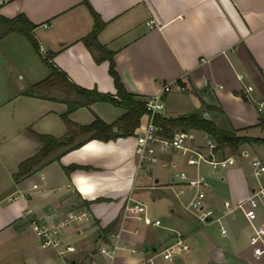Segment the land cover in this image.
Wrapping results in <instances>:
<instances>
[{
    "label": "crops",
    "instance_id": "obj_1",
    "mask_svg": "<svg viewBox=\"0 0 264 264\" xmlns=\"http://www.w3.org/2000/svg\"><path fill=\"white\" fill-rule=\"evenodd\" d=\"M92 11L104 23L97 40L113 52L127 91L145 99L171 83L162 116L198 113L222 129L264 138V110H257V102L264 100V0H3L0 15L24 14L34 24L32 33L42 50L38 54L29 40L10 38L18 32L0 39V77L18 72L14 93L0 100V247L18 253L19 264H89L91 258L106 264L98 248L117 241L121 248L114 263L140 264L180 239L188 249L179 250L172 261L159 258L157 264H264V257L255 259L251 253V227L243 213L225 214L223 206L225 200L236 204L246 199L254 186L264 183V174L256 178L251 167L253 158L264 163V143H244L234 154L228 148L219 151L221 157L233 155L235 163L217 169L207 163L187 165L177 152H167L161 155L162 168L154 172V164L138 166L136 128L132 135L107 141L87 140L88 133H80L73 141L81 142L78 147L63 145L29 174L13 178L18 163L42 146L31 131L55 137L67 131L61 116L67 110L65 102L23 93L50 72L41 56L51 55L52 62L80 86L116 91L108 60L97 62V51L82 41L93 27ZM237 73L243 74L241 80ZM248 84L253 90L246 94ZM123 113L110 102L95 101L69 111L68 118L88 124L96 114L111 123ZM187 132L193 146H202L209 137L200 130ZM71 164L80 167L66 173L64 167ZM178 170L207 175L206 203L218 220L201 224L183 208L175 194L180 186L172 180ZM18 190L26 196L4 200ZM191 194L186 187L182 198ZM129 196L145 204L147 213L161 224L145 225L123 216ZM81 206L88 208L91 221L65 233L64 240L76 247L65 260L42 248L35 236L36 245L24 241L30 219ZM257 222L264 223V199ZM213 224L218 236L206 229ZM110 233L118 234L117 240Z\"/></svg>",
    "mask_w": 264,
    "mask_h": 264
},
{
    "label": "built area",
    "instance_id": "obj_2",
    "mask_svg": "<svg viewBox=\"0 0 264 264\" xmlns=\"http://www.w3.org/2000/svg\"><path fill=\"white\" fill-rule=\"evenodd\" d=\"M3 0H0L2 3ZM47 26V24H44ZM42 50L41 47H39ZM237 78H243L242 73H237ZM171 83L162 86L160 92L149 95L144 99L146 113L144 114L145 122H140L136 127L134 154L138 160L139 168H145L148 165L156 164L162 161L161 155L167 152H177L185 164L190 166H199L201 163L209 164L213 169L225 168L235 163L233 155L218 156L219 150H216V144L212 138L207 137L202 146H193L190 144L192 136L187 131L177 130L170 136L162 133V128L154 123V115L159 113L164 106V94L171 89ZM181 88V87H180ZM253 86L244 85V91L249 94ZM257 110H264V100L257 102ZM252 173L257 178L264 174V163L260 159L251 160ZM172 180L180 186L175 193L181 205L187 211L192 212L199 223L218 220L215 217L214 209L206 203L207 192L210 184L207 175L203 172H196L195 175H189L184 170L175 171ZM190 188L192 194L183 199L184 188ZM36 188V184L32 185ZM17 196L25 197L23 190H18L17 194L9 195L4 198L5 201H11ZM264 199V183L254 186L249 196L236 203L225 200V214H235L240 210L248 223L251 231L248 236V242L251 247V253L255 259L264 257V223H258V207L261 200ZM127 204L124 207L123 216H131L145 225L158 226L161 224L160 219L152 218L146 210L145 204L136 199L127 198ZM91 221V214L85 206L75 207L64 212H55L50 218L30 219L29 225L34 233L38 244L42 248L52 249L60 258L66 259L69 253L75 251V245L64 240V235L68 230L76 231L83 224ZM221 233L226 229L220 225ZM111 239L117 240L118 234L110 233ZM121 246L117 241L111 244L99 246L98 252L105 256L106 264H115L114 258ZM188 246L180 239L169 244L160 251H155L152 255L146 257L140 264H157L158 259L162 258L167 261L173 260V255L179 250H187ZM68 264V263H66ZM89 264H102L97 259L91 258Z\"/></svg>",
    "mask_w": 264,
    "mask_h": 264
},
{
    "label": "trees",
    "instance_id": "obj_3",
    "mask_svg": "<svg viewBox=\"0 0 264 264\" xmlns=\"http://www.w3.org/2000/svg\"><path fill=\"white\" fill-rule=\"evenodd\" d=\"M94 23L91 31L82 37L85 45L95 49L97 62L107 59L109 62V74L113 78L115 93L100 92L96 88H85L72 82L67 75L61 71L53 62L51 55L41 56L42 61L47 65L50 72L44 78L29 85L23 93L50 100H61L66 103L67 110L61 115L67 125L65 135L55 137L51 134L37 133L31 131L42 143L40 149L31 156L26 157L18 163L16 172L13 173L15 180L29 174L36 166L42 165L51 152L63 145L78 147L81 142L73 143L77 134L88 133L86 139L110 140L118 136H128L134 133L139 125L141 117L146 113L144 99L138 98L135 94L127 91L115 69L113 52L108 50L97 40V33L103 27V22L92 11ZM32 24L24 14H17L13 17L0 15V39L11 32H18L24 35L31 43L33 49L39 54V46L32 33ZM95 101H107L124 109V113L111 123L102 120L98 115L88 124H78L68 118L69 111L80 106H89ZM154 123L162 128L165 136L172 135L176 130L189 131L200 130L206 133L216 144L215 149L223 151L225 148L231 153H237L240 146L247 142L264 143V138L249 137L237 134L234 130L222 129L212 120L201 116L198 113L178 115L175 117L162 116L160 113L154 115ZM117 131H113V127ZM80 167L71 164L64 167L66 173ZM89 201H85V206Z\"/></svg>",
    "mask_w": 264,
    "mask_h": 264
},
{
    "label": "rangeland",
    "instance_id": "obj_4",
    "mask_svg": "<svg viewBox=\"0 0 264 264\" xmlns=\"http://www.w3.org/2000/svg\"><path fill=\"white\" fill-rule=\"evenodd\" d=\"M13 36V37H12ZM18 38L17 40H28L25 36L19 34V33H15L14 35H11L10 38ZM0 73L1 69H0ZM18 74V72H13L12 74H10L9 76H5V77H0V100L3 98H6L10 95H12L15 91V81H17L16 79V75ZM9 77V78H8ZM3 87H7L5 91H2ZM182 96V95H179ZM162 165L159 163L154 164L153 166V170L154 172H158L162 167ZM165 169V167H164ZM216 225H211L209 227H207L206 229H210L213 233H215L218 236V232L216 229ZM33 236L34 233L31 229H27L23 232V239L26 242V244H28L29 246H33L35 243H33ZM33 244V245H32ZM36 245V244H35ZM3 247H0V264H19L18 263V253H6L4 252L5 249H2Z\"/></svg>",
    "mask_w": 264,
    "mask_h": 264
},
{
    "label": "water",
    "instance_id": "obj_5",
    "mask_svg": "<svg viewBox=\"0 0 264 264\" xmlns=\"http://www.w3.org/2000/svg\"><path fill=\"white\" fill-rule=\"evenodd\" d=\"M113 131H117V127L114 126V127H113Z\"/></svg>",
    "mask_w": 264,
    "mask_h": 264
}]
</instances>
